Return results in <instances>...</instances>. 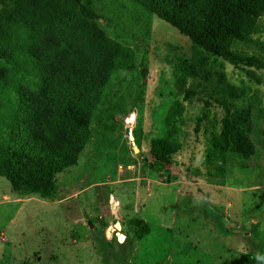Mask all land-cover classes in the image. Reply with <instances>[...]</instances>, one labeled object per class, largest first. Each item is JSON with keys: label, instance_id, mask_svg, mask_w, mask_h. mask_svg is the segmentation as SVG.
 Instances as JSON below:
<instances>
[{"label": "rangeland", "instance_id": "1", "mask_svg": "<svg viewBox=\"0 0 264 264\" xmlns=\"http://www.w3.org/2000/svg\"><path fill=\"white\" fill-rule=\"evenodd\" d=\"M84 1L100 16V34L135 51V67L118 72L90 125L89 145L77 166L56 177L52 197L0 177V264L264 258V70L209 57L206 73L194 77L192 43L171 25L130 0ZM252 38L248 52L264 58V14ZM212 78L236 88L233 98L210 96ZM165 127L182 142L170 163L151 152ZM211 142L220 157L212 153L209 165Z\"/></svg>", "mask_w": 264, "mask_h": 264}, {"label": "trees", "instance_id": "2", "mask_svg": "<svg viewBox=\"0 0 264 264\" xmlns=\"http://www.w3.org/2000/svg\"><path fill=\"white\" fill-rule=\"evenodd\" d=\"M130 1L190 39L194 77L206 73L209 57L264 70V58L248 52L259 32L264 0ZM90 4L0 0V177L14 189L44 198L55 194L56 177L77 166L89 145L90 125L118 72L135 67L132 48L100 34L95 24L100 16ZM234 90L214 78L206 87L210 96L226 99ZM202 120L196 123L197 134ZM165 129L151 152L170 163L182 142L176 130ZM211 144L209 165L216 153ZM236 263L264 264V258L249 253Z\"/></svg>", "mask_w": 264, "mask_h": 264}, {"label": "water", "instance_id": "3", "mask_svg": "<svg viewBox=\"0 0 264 264\" xmlns=\"http://www.w3.org/2000/svg\"><path fill=\"white\" fill-rule=\"evenodd\" d=\"M147 191H148V190H147L146 187L141 186L140 189H139V196H140L141 198L146 197V195H147ZM110 208H111L113 211L117 209V200H116L114 197H112L111 200H110ZM115 218H116L117 220L119 219L118 214H115ZM115 227H116V229L120 230L121 225H120V223H119L118 221H117ZM90 228H91V227H90ZM118 239H119L120 242H122V241L124 240V237H123L122 235H119V238H118Z\"/></svg>", "mask_w": 264, "mask_h": 264}]
</instances>
